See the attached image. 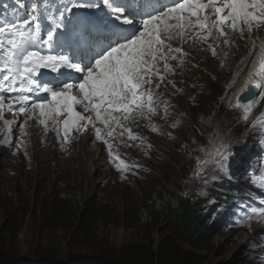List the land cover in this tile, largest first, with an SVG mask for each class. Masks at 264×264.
<instances>
[{
    "label": "snow or ice",
    "instance_id": "obj_1",
    "mask_svg": "<svg viewBox=\"0 0 264 264\" xmlns=\"http://www.w3.org/2000/svg\"><path fill=\"white\" fill-rule=\"evenodd\" d=\"M14 5L9 12L8 3L0 4L5 9L0 14V121L5 127L0 131L9 134L0 143L11 144L10 133L17 123L5 119V112H18L25 119L19 123L17 147L23 145L27 122L34 117L46 131L51 123L62 149L74 131L91 130L107 146L110 162H117L122 172L133 166L112 151L108 138L127 133L129 140L145 144L146 138L129 127L140 120H146L151 131L172 137L171 132H162L153 117L160 115L167 121L170 103L161 99L157 89L174 74L171 61L183 66L188 55L182 46L174 47L173 41L207 44L217 56L209 40L231 48L230 33L243 39L246 32L251 37L254 30L264 27V0H14ZM243 70L240 67L235 76ZM168 83L175 87L173 81ZM240 93H246L240 98L247 102L237 100L229 107L241 109V120L247 123L264 99V42ZM180 124L178 119L170 126L175 129ZM257 126L264 131V112L251 119L250 129ZM234 143L216 130L209 134L206 146H199L201 155L193 156L182 145V151L195 161L190 180L207 185L221 176L231 179ZM236 164L243 168L245 161L236 160ZM247 165L256 184L257 167L264 176V156L259 165L252 161ZM257 186L264 190V181ZM196 195H207L206 189H198ZM249 195L264 206V197ZM235 210L242 219L264 218V207L247 201Z\"/></svg>",
    "mask_w": 264,
    "mask_h": 264
},
{
    "label": "rangeland",
    "instance_id": "obj_2",
    "mask_svg": "<svg viewBox=\"0 0 264 264\" xmlns=\"http://www.w3.org/2000/svg\"><path fill=\"white\" fill-rule=\"evenodd\" d=\"M262 33L264 27L254 30V37L245 33L242 39L236 33L231 48L223 46L216 59L201 60V66L204 67L191 73L192 81L203 83L196 101L189 102L186 98L180 100L179 104H171V100L168 101L171 104L170 115L167 121L164 120L162 127L167 128L172 137L163 135L157 140L156 150L147 152V155L144 151L137 152V158L140 160L135 165H140L138 168L129 160L131 151H128V144L120 147L117 153L120 159L133 166L125 172L117 169L115 161L107 167L105 156L98 146L93 144L94 151L90 154L89 151L85 152L86 155H81L79 159L80 146L77 145L72 156L55 165L48 159L51 156L49 150L53 145L52 140L28 141L24 150L30 157L35 152L39 153L35 167L29 171L26 167L25 172H22L20 165L28 158L18 160L0 149V246L4 247L10 257L8 264H41L49 259L55 260V264H70L69 260L73 254L79 253L100 259L103 255L102 249L105 248L104 254L119 255L123 246L128 243H144L147 246L153 244L155 247L160 237L169 233L168 220L154 224L151 229H143L141 225L130 227L123 219L124 208L143 204L149 210V195H155L157 202L171 199L176 203L185 191L195 200L206 198L205 207L216 204L218 208L228 203L224 198L226 194H231L226 217H222L220 235L215 238L211 247L197 248L206 259L204 264H264V218L261 219L257 215L254 219L249 216L251 220L259 221H244L242 224L241 214L235 210L245 201L257 208L264 207L249 195L252 193L256 197H264L263 193L256 192L250 185L242 186L239 193H228L221 182L232 179L224 176H221L219 181L207 185L191 181L194 159H190L182 149L178 152L174 148L175 144L180 143L181 147L187 145L193 156L201 155L199 146H206L209 134L218 130L235 142L233 162L241 159L245 161L243 168L235 165L236 162L233 164L235 174L239 176V182H247L250 175L247 162L252 161L259 165L260 158L264 156V144L261 143L264 131L259 126L254 130L250 129L251 119L264 112V99H260L247 123L241 120L242 110L230 108L229 103L235 104L237 83L240 77L250 70L258 38L264 36ZM176 43L177 46L185 48L179 41ZM226 52L228 56L225 58ZM243 59H246V63L242 65ZM240 67L244 70L236 77L235 73ZM189 90L193 92L192 88ZM17 118L18 115L11 120L17 121L19 130V123L22 121ZM178 119L181 121L180 126L171 128L170 125ZM19 140L20 135L12 138L15 147ZM243 149L247 154L245 158H239L237 155ZM177 154L180 157L177 164L179 176L174 174L172 181H165L161 165L164 160L175 163ZM30 162L33 163L34 160ZM150 172L153 175H150ZM122 176L124 178H121ZM261 181H264V178ZM141 185H146L147 191H144ZM202 187L206 189L207 195H196L197 190ZM71 199L78 202L82 209L91 202L108 212L112 211L113 216L120 217L117 222L102 217L96 222L90 235H80L77 238V218L69 221L72 226L76 225L70 227L61 221L50 223L48 214L52 203ZM184 245L191 247L188 242Z\"/></svg>",
    "mask_w": 264,
    "mask_h": 264
},
{
    "label": "trees",
    "instance_id": "obj_3",
    "mask_svg": "<svg viewBox=\"0 0 264 264\" xmlns=\"http://www.w3.org/2000/svg\"><path fill=\"white\" fill-rule=\"evenodd\" d=\"M193 127H196L193 125ZM197 128V127H196ZM195 128V129H196ZM197 132V130H196ZM174 148L181 151L182 147L175 144ZM247 151L240 150L237 155L239 158H245ZM180 157L177 154L175 163L171 161H163L161 167L164 171V180L172 181L171 177L175 174L179 176L177 168ZM231 175L236 176V169L233 167ZM235 165H237L235 163ZM150 175H153L150 172ZM157 179V177H156ZM177 182V179L175 183ZM160 183V182H159ZM162 185V183H160ZM163 186V185H162ZM225 189L230 191L240 190L238 184L225 182L222 184ZM164 187V186H163ZM144 191H147L146 185H141ZM147 199L150 202V208L147 210L143 204L133 208L126 206L123 210V219L127 226H139L145 229H151L154 224L166 219L168 234L160 237L155 247L147 246L144 243H128L123 246L119 255L104 254L102 249L101 258L87 257L83 254H73L69 260L70 264H204L206 259L204 255L199 253L197 248L211 247L215 238L220 235V225L222 217L228 210L227 205L213 204L204 206L206 198L195 200L193 196H180L176 203L171 199L164 202H157L155 195H149ZM50 223L54 224L59 221L73 227L69 222L74 218L78 219L77 228L78 238L80 235L88 236L94 229L96 222L102 218L109 221L117 222L118 215L113 216L112 211L98 207L95 203H87L82 209L74 199L69 201L54 202L49 206ZM60 218V219H57ZM104 219V218H103ZM75 225V226H76ZM74 226V227H75ZM188 242L191 246L187 248L184 243ZM5 245V242H4ZM10 257L7 255L3 246H0V264H8ZM41 264H55V260L49 259Z\"/></svg>",
    "mask_w": 264,
    "mask_h": 264
},
{
    "label": "bare ground",
    "instance_id": "obj_4",
    "mask_svg": "<svg viewBox=\"0 0 264 264\" xmlns=\"http://www.w3.org/2000/svg\"><path fill=\"white\" fill-rule=\"evenodd\" d=\"M260 28L259 30H261ZM247 33V32H246ZM236 33H230L231 39L235 38ZM253 34H251V37ZM254 37V36H253ZM264 42V36L259 37L257 41V47H256V53L259 52L260 44ZM209 44H212L213 47L216 48L217 56H213L211 54V50L208 48L207 44L204 43H198L193 41H188L187 43H184L183 46L185 48L183 49L186 53H188L187 57L185 58L183 66H177V63L175 64L173 61H171L173 68L175 69L174 74H169L167 76V79L163 84H161V87L157 89V92L159 94H162L161 99L162 100H171V104H179L180 100H183V98H186L189 102H195L197 96L199 95V91H201V87L203 86L202 82H195L191 80V73H193L195 70L202 69L204 66H201V63L205 61L206 59H216L219 57L221 53V48L223 45H218L215 43V41L209 40ZM173 46H177V43L173 42ZM233 46V45H232ZM224 51V50H223ZM249 49L247 54H249ZM223 54V53H222ZM246 54V55H247ZM256 55V54H255ZM254 55V57H255ZM219 59V58H218ZM242 61H246V59H243ZM249 72V70H248ZM248 72H246L244 75H242L237 83V96L236 100L240 94V89L244 87L247 78H248ZM173 81L175 84V87L171 83H168V81ZM236 80V79H235ZM189 88L193 89V92H190ZM258 96V93H257ZM194 97V98H193ZM257 98V97H253ZM252 98V99H253ZM195 100V101H192ZM262 100V99H261ZM260 101V100H259ZM263 102V101H262ZM171 104L169 111L171 110ZM18 107V106H17ZM78 111H82V108L80 106H77ZM242 112V111H241ZM22 121V115H20L18 112H8L6 111L4 114V118L7 120L15 119ZM21 117V118H20ZM153 121L161 126L163 133H169L170 131L167 128L162 127V124L164 122L163 119H161L160 115H157L156 117H153ZM98 127H102L101 125L97 124ZM5 126L3 124V121H0V129H3ZM129 127L131 128L132 132L137 134L140 137L146 138V143L141 144L139 140L133 141L129 140L127 133L123 137H120L118 134L115 137L108 138L110 142L113 145L112 151L117 154L120 147H123L128 144V151H131V155L129 154V160L132 163V165H135L140 159L137 158V152L144 151H155L156 150V144L157 140L163 135L166 134H160L157 132L151 131V128L148 126V122L146 120H140L137 121L135 124H130ZM119 132V129L117 130V133ZM26 135L23 136V145L20 147H15L13 145L12 138L17 137L20 135L17 123L13 125L12 131L10 133L11 138V144L7 143H0V149L5 151V153L15 159H22V158H28L25 162H23L20 167H22V172L29 171L30 168L35 167V163L38 160L37 154L39 152H35L31 157L30 155L24 150L25 145L28 143V141H40L42 139H50L52 140L51 143H53L51 149L49 150L51 152V156L48 158L51 162H54L55 165H58L63 159H66V157L72 156L75 153L76 146L79 145V159L84 157L86 154L85 152L89 151L93 152L94 148L93 145L101 150V153L105 156V161L107 164V167L110 166L111 162L109 160V152L107 146L104 144L103 141L97 140L94 136V133L91 130H85L83 132H73L69 138V142L67 143L66 148L62 149L60 147V140H58L55 130L52 128L51 123H49V128L46 131L44 126L39 124L38 119L35 117L31 120H28V124L26 125ZM9 137V134L6 131H0V140H5ZM20 142L17 141L16 144ZM92 142V143H91ZM41 143V142H40ZM93 144V145H92ZM147 144H151V148H147ZM32 149V148H31ZM76 155V154H75ZM34 160L33 163H31V160ZM21 161V160H20ZM28 167L27 170L24 171V169ZM252 218L258 217L257 215H251ZM262 219V218H261ZM245 222H258L259 220L256 219V221H253L249 218H243L242 224ZM247 227V226H246Z\"/></svg>",
    "mask_w": 264,
    "mask_h": 264
},
{
    "label": "clouds",
    "instance_id": "obj_5",
    "mask_svg": "<svg viewBox=\"0 0 264 264\" xmlns=\"http://www.w3.org/2000/svg\"><path fill=\"white\" fill-rule=\"evenodd\" d=\"M258 34V33H257ZM262 34H264V33H262ZM259 39V38H258ZM237 100H235V102H236ZM259 163H260V161H259ZM233 168H232V166H231V168H230V173H231V170H232ZM255 172L257 173V175H256V180L258 179L259 180V178L261 177V175L259 174V168H256L255 169ZM236 175V174H235ZM231 179L232 180H224L223 182H221V185L223 184V183H225V182H228V183H231V184H238L239 186H240V190H241V187L242 186H248V185H250L256 192H259V193H263V195H264V191H262V190H260V187H258V186H255V185H253L252 183H251V181L250 180H252L253 179V177L251 176V175H249V177H248V180H247V182L246 183H243V182H239L238 180H239V176H232L231 175ZM223 187V186H222ZM224 188V187H223ZM225 189V188H224ZM240 190H237V191H235V190H232V191H230V190H228V189H226V191L228 192V193H239V192H241ZM230 195L231 194H226V197L224 198L228 203H230V201H229V198H230ZM228 203H224L225 205H227L228 206ZM223 204V205H224ZM227 212V211H226ZM226 212H225V214H224V216L223 217H226ZM224 222H226V219L224 220Z\"/></svg>",
    "mask_w": 264,
    "mask_h": 264
},
{
    "label": "water",
    "instance_id": "obj_6",
    "mask_svg": "<svg viewBox=\"0 0 264 264\" xmlns=\"http://www.w3.org/2000/svg\"><path fill=\"white\" fill-rule=\"evenodd\" d=\"M245 95H246V93H240L239 96H238V98H237V100H239L240 103H245V102H247L246 99H241V98H240L241 96H245ZM247 98H248V99H252L253 97L248 96Z\"/></svg>",
    "mask_w": 264,
    "mask_h": 264
}]
</instances>
